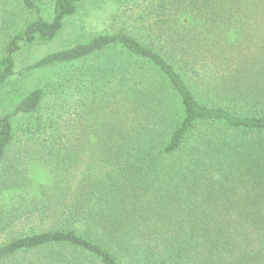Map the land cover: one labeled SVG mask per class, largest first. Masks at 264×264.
Masks as SVG:
<instances>
[{"label":"trees","instance_id":"trees-1","mask_svg":"<svg viewBox=\"0 0 264 264\" xmlns=\"http://www.w3.org/2000/svg\"><path fill=\"white\" fill-rule=\"evenodd\" d=\"M11 1L8 16L0 3V29L23 24L0 56V86L22 46L54 41L86 0H54L51 20L38 0ZM151 4L137 33L100 34L28 67L102 58L85 84L115 112L100 155L114 172L52 203L58 170L43 188L24 169L37 155L14 148V118L49 144L67 134L38 120L44 89L28 93L0 116V167L14 153L26 159L0 179V214L13 216L7 225L40 214L45 226L0 245V264H264V0ZM71 146L62 153L75 162Z\"/></svg>","mask_w":264,"mask_h":264},{"label":"rangeland","instance_id":"rangeland-1","mask_svg":"<svg viewBox=\"0 0 264 264\" xmlns=\"http://www.w3.org/2000/svg\"><path fill=\"white\" fill-rule=\"evenodd\" d=\"M151 2L152 0H86L80 5L75 16L67 18L62 32L54 41L36 42L32 45L22 46L21 51L15 57L16 74L10 81L0 86V116L11 113L16 104L28 93L42 88L45 91V98L42 110L37 115L38 120L42 123L47 121L49 125H52V120H54L60 131L65 130L67 134L61 136L62 144H49L52 139L50 138V141L47 142L44 139L47 138L45 134L37 133L33 136L29 133L30 120L28 118L23 116L14 118L17 134L14 148L22 151L23 148H26V155L31 156L34 152L37 155L28 162L24 169L26 171L36 169L35 172H40L42 177L40 175L35 181L39 185L42 182L40 187L43 188L48 187L49 184L46 179L49 169L58 170L53 171L59 173L57 190L49 185L52 191L58 193V197L52 203L60 201L64 196H66L64 199L70 198L87 189L93 190L92 186L101 183L105 176L107 178L108 175L110 177L113 174V168L103 163L100 160V155L104 159L103 148L109 149L112 146L110 132L116 120L115 112L113 108L100 102L101 94L93 92L85 84L89 69L99 65L102 60L100 57L74 64L36 70L27 69L37 60L49 54L77 43L87 42L100 34L118 31L137 33L144 22V20H139L140 18L148 19V21L152 19V14L148 16V13L154 9L155 4H151ZM0 3L7 16L16 9L11 0H0ZM38 3L43 8L44 17L51 20L54 0H38ZM149 5H151L150 8ZM13 20L7 21L0 29V56L10 37L23 24V21L18 19L19 21L16 20L17 25H15ZM18 22H21V25ZM73 143L80 144L79 153L75 162H69L67 160L75 153L69 151L67 157L63 153L66 147L68 150L73 149L71 146ZM54 150L57 155L49 156V152ZM11 157L3 168L0 167V179L6 175L5 173H9L6 169L9 168V164H18L21 160L22 162L26 160L16 153ZM44 157L46 159L49 157L50 161L48 160L46 163L41 159ZM14 168L11 167V173L14 172ZM9 218H13V216L7 213L0 214V245L20 235L44 229L45 226L40 222V214L29 215L24 217L27 218L26 220L14 221L11 225H7ZM17 260L4 264H26L22 259L20 262Z\"/></svg>","mask_w":264,"mask_h":264}]
</instances>
